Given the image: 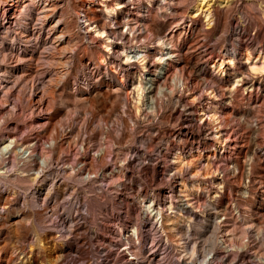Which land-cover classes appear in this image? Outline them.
Here are the masks:
<instances>
[{
    "label": "rangeland",
    "instance_id": "obj_1",
    "mask_svg": "<svg viewBox=\"0 0 264 264\" xmlns=\"http://www.w3.org/2000/svg\"><path fill=\"white\" fill-rule=\"evenodd\" d=\"M66 2L57 11L71 35L63 76L31 1L8 24L0 16V146L9 135L21 149L0 170V264H98L94 248L128 221L141 225L144 197L161 203L175 239L209 237L214 213L231 239V255L220 254L264 264V73L245 59L264 54V0H206L208 20L191 17L197 0ZM161 38L173 57L160 58ZM226 57L234 65L220 68ZM31 152L48 155L56 182L33 178ZM177 196L186 214L165 207ZM67 236L84 251L70 252ZM218 241L204 251L223 249ZM132 242L149 262V240Z\"/></svg>",
    "mask_w": 264,
    "mask_h": 264
},
{
    "label": "bare ground",
    "instance_id": "obj_2",
    "mask_svg": "<svg viewBox=\"0 0 264 264\" xmlns=\"http://www.w3.org/2000/svg\"><path fill=\"white\" fill-rule=\"evenodd\" d=\"M29 1H31V3H33V5L36 6V9L38 10V13L41 16L42 22L44 24H46L48 29H49V32L51 35V41H52L53 46H54L52 48H54V51L56 53V57L54 60L55 66L60 70V71L58 70L61 73L60 75L63 76V74L65 72V68L68 65L69 60H70L69 53L71 51V44H70L71 43V35L69 32V28L67 27L66 24L63 23V25H62L60 23V18H58V15H57V11L60 7V2L63 0H29ZM66 1L67 2L65 4L69 5L70 2H73L75 0H66ZM205 1L206 0H197V3L193 6V8L191 10V14H192L191 17H195V16H198L201 13H203L205 20H208L209 8H208V6H205ZM21 2L24 3V0H0V16L2 17V21L3 22L5 21L4 22L5 24L9 23V19L11 18L9 16V14L10 13L13 14L14 11L17 10V8ZM6 28H8V25L6 26ZM161 39H162L161 44L164 46L163 49H165L166 51L162 52V54L160 55V58L167 59V58L173 57L172 50L170 49L171 46H168L170 44L168 42L169 40L166 41V40H164V38H161ZM12 49H15V47ZM162 55H166V57H162ZM6 57L11 58L10 55H6ZM250 58H251L250 56L245 58L246 62L248 64L249 71L253 72V73H256V72L264 73V54L257 55V57L254 61H252V59L250 60ZM258 60H260V62H261L260 65L255 64ZM222 63H226V64L232 65V66L234 65L233 60L231 58H228V57H226L224 60H222L220 63H218V66L220 68L224 66ZM175 81L178 82L177 83L178 85H181L179 78L175 77ZM141 90H142V86L140 85V81H139L132 88V91L135 94V96L138 97L141 95ZM1 104L5 108L10 106L7 109L8 113H14V111H15L14 105H12V104L10 105L9 103H7L5 101H3ZM20 150H21L20 145L17 143V140H15L14 138H11V136L7 135L6 136V143H4L2 146H0V170H2V168L4 167L5 155L13 154V155L17 156L20 153ZM33 152H34V150H33ZM47 156H45V155H43L42 157H40V155L35 156L31 152L29 160L32 164L31 171H34L33 172V174H34L33 178L41 179V181L44 179H46V180L50 179V181L56 182L58 175L55 176V173L53 175V171L52 172L49 171L50 173H48L47 172L48 169H45V167H47V164H48ZM61 164H63V163H61ZM68 165L69 164H67V166ZM54 166H56V165H54ZM64 167H66V166H64ZM69 167H72V166H69ZM48 168H50V166ZM88 169H90V168L88 167ZM85 171H87V170H85ZM56 172H58V171H56ZM64 172H65V168H64ZM89 172L87 173V175H89ZM1 174H3V171H0V175ZM65 174H67V173H65ZM179 174H180V171L174 170L173 173L170 174L172 180L176 179ZM53 184H55V183H53ZM129 186H132V185L129 184L128 187ZM132 190H130V191L132 192ZM178 191H181V190L179 189ZM135 192H137V191H135ZM134 195H135V193H134ZM166 195L170 196L171 194L170 195L166 194ZM142 196H140V199ZM144 198H142L140 200L144 206V210H143L144 212L142 211L143 213L141 214V225L137 227L133 224V221H128L126 227L124 228L125 230H124L123 235H121L120 232H118V233L113 232L114 228H115V227H113V229L109 230L107 233V236H108V234L110 232H113L110 234V238L107 239V241H104L103 244L100 243L101 245L97 246V253L105 255V257L103 256V260H101V256L98 255L95 251L94 246H95V243L97 241V239H96L95 243L93 244V248H94V253L96 255V258L99 260V264H121V262H122V264H142V263L143 264H213V263L214 264H237L230 257L231 253H229V252L231 251L230 249L232 248V246L225 244V243L230 242V240H231L229 238L230 234H228L227 230H224L218 223H216L214 221L215 214L213 212H211V213H213L214 215L209 214L207 216V223H208L207 228L208 227L209 228L204 232L205 234L208 232L209 237L201 239L198 243L190 242L187 237H186V241H181L180 238L175 239V238H177L175 230H171V228L164 226L170 222H165V216L161 212V209H160L161 207H159V205L161 203H159V202L157 203L154 198H151V199L144 201L143 200ZM167 199L169 200L170 197ZM173 199H175V198H173ZM162 200H164V199L162 198ZM175 200H176V202H175ZM175 200H174V202L176 204L172 203V199H171L167 205H165L164 203H163V205H165L167 210H169L170 212L171 211H177L179 214H181V213L186 214L183 212L185 211L184 209L187 206H189V204H187L189 202L185 201V199H183L179 196H177ZM132 203L133 202H131L128 206H125V207L128 209L130 207V205H132ZM75 209H74V211H75ZM60 210L65 211V210H62V208H60ZM71 211H72V208H71ZM121 211H123V210H121ZM77 212H78V210H77ZM65 213H66V211H65ZM126 213H127V211H126ZM169 214H172V213H168V215ZM135 220L138 221L137 218H135ZM113 224H114V222H113ZM62 228H63V226H62ZM181 230H183L182 233L187 232V234L190 235L189 239L191 241L194 240L193 238H191V234L189 233V230H187V229H186V231H185V229H181ZM66 233L68 234L69 230ZM70 234L71 233H69L68 235H70ZM133 235H136L137 239H141L142 241L147 240V239L149 240V246L151 248L150 253H149V258H150L149 262H147L144 259H140L141 257H139V254H138L139 250L133 249V244H132L133 243L132 242ZM63 236H66V235H63ZM107 236L105 238H107ZM170 236H176V237H170ZM67 237L71 240V241H69V243L71 245V247L69 246V248L71 250L70 252H74V254L75 253L79 254L80 252L84 251V249H83L84 245L79 247V248H77L78 246L76 248H72V247H75V244L73 245L72 239L69 236H67ZM182 238H184L183 235H182ZM208 238H209V241L211 243H215V239L216 240L219 239L218 242L222 245L223 249L218 251L214 247H211L210 250L204 251V249L206 247V244H204V243ZM176 242H178V243H176ZM84 243H86V242L85 241L80 242V244H84ZM179 243L183 244L182 245L183 248L179 247L181 245ZM97 244H98V242H97ZM177 249H179V250H177ZM224 249L228 250L227 252L230 255L225 254V253L220 254V252H225ZM232 251H235V250L232 249ZM118 254H122L121 256H118V257H122V258H121V260H119L118 263H115L116 259L114 257ZM128 254L133 255L136 260L125 259L123 257V255L125 256ZM155 259H156V262H153L152 260H155ZM7 264H9V262H7Z\"/></svg>",
    "mask_w": 264,
    "mask_h": 264
},
{
    "label": "built area",
    "instance_id": "obj_3",
    "mask_svg": "<svg viewBox=\"0 0 264 264\" xmlns=\"http://www.w3.org/2000/svg\"><path fill=\"white\" fill-rule=\"evenodd\" d=\"M136 236V235H135ZM137 238V237H136ZM139 240H141V239H139ZM144 241H146V240H144ZM133 244V243H132ZM150 247V246H149ZM134 249V248H133ZM150 250H151V248H150ZM177 250H179V249H177ZM149 253H150V251H149ZM148 256H149V254H148ZM127 259H131V260H136L135 258H134V256L132 255V257L131 258H127ZM156 260V259H155ZM99 264V263H98Z\"/></svg>",
    "mask_w": 264,
    "mask_h": 264
}]
</instances>
